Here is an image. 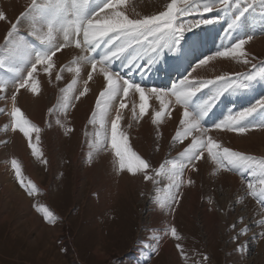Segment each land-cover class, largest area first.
<instances>
[{
  "label": "rangeland",
  "instance_id": "1",
  "mask_svg": "<svg viewBox=\"0 0 264 264\" xmlns=\"http://www.w3.org/2000/svg\"><path fill=\"white\" fill-rule=\"evenodd\" d=\"M4 1L6 3H4ZM4 1H0V4L3 3V5H0L2 7H0V11L2 10L5 12V15L8 16V13L15 12L17 10V20H19L20 23L17 25V28H19L18 33H14L13 38L6 36L2 45L0 46V175H4V180H0V264H264V239H260L259 237V233L264 231V226H261L259 223L260 221L257 219L248 216V207L243 206L245 205L246 201H243L240 196H238L239 194H236L237 192H234L235 194L232 193L231 196L226 193L227 189H225V187L219 182L218 177L221 175L220 172L223 170L231 174L233 173V175L240 178V181L242 180L241 188L247 195L245 197L253 200L254 203L260 207L264 213V206H261L257 202V198L253 197L247 188V184L250 181L257 183V188H259L260 185L258 184V180L264 179V176L261 175V170L264 169V163H262L264 162V157L256 154L264 150V143L259 144L257 141L255 143L254 141H251L252 149L255 150H252L253 152L251 154L248 152L244 153L237 147H235L236 149L233 147L232 149L230 147L232 150L235 149L236 151H240L253 158L247 163L246 167L240 168L239 170L229 171L225 167H219L216 162L211 160V157L209 156L210 160L216 165L217 171L214 169V171L212 170L210 172L213 175L210 177L212 179L211 186L209 187L206 185L202 188V192L204 194L202 203L205 205V212H199L195 218L188 217L184 212L174 220V225L171 227L174 226L177 228L181 239L176 240L170 235L168 238L171 244L170 251L160 249L155 252L152 249L154 241L157 240V237L149 239V246L145 250L142 248V245L146 239L144 236L146 233V228L151 222V213L154 210L155 201L158 199V193L154 188L150 191V194L142 190V180L140 179L139 173L135 174L137 176L135 177V180H138L136 188L133 184V177L130 176L132 181H128V183L125 185V193L120 191L119 185L122 181V176H119L121 173L117 172L119 169V164H117L119 163L118 157H116L115 151L111 148L110 125L111 122L114 121L112 120L114 115L119 112V105L121 103V98L119 97L121 96H119L118 99H115L116 107L114 104H112V102H109V105L111 104V106L107 108L104 120L101 122L100 112L103 108V104H101V108L96 107L97 103L100 101V97L96 98L95 103L93 100H89L90 102L87 101L88 103L84 101V106L91 104V108L87 109L90 106L84 107L81 105V99L77 96V92H79L80 95L82 94V91H80L81 88H79L81 87V83L78 82L77 79L79 76L78 73L80 72L73 74L75 77H72V70L76 71L78 68L77 61L69 60L66 63L62 61L57 62L54 65L51 63V66L46 65L45 68L42 69L43 71H38L36 73H34V71L32 73L33 76L29 80L27 73L32 71L33 64H35V68L43 64L45 65V63H36V51L34 52L33 50L36 47L32 44L38 43L41 45L42 50L48 51L49 48H56V46L60 45L61 43L58 42L56 36L53 35L54 38L51 44L46 45L42 42L43 38H39L36 35H32L30 32L23 31L22 29H25L24 27H27L28 24L42 22L44 28L48 30V20H50L52 17L45 6H55L56 4L62 3L61 0H57V3H53V0H42V3L41 0H37L36 3L40 6L41 11H37L26 17H22L21 13H29L32 9V6L29 5L30 7H27L28 9H22L21 2L23 0H13L15 3L17 1V4H13L12 0H9V3L8 0ZM204 2H206V0H191L193 7H195L197 4L202 5ZM4 4L10 8L12 6L15 10H13V8H9L7 10V7H5ZM237 5L245 6L244 0H232L229 9L232 13H228V10L204 14V18L211 19L219 16V20L216 23L201 25L192 29V31L185 32L183 38L175 50H161V53L158 57L154 56L153 53L148 50V44L153 40L152 37H149L148 41L142 42L143 46L139 45L137 52L135 51V45L138 46V44L133 42L132 47L127 49H129L131 52H134L131 53V55H135L136 57L134 61L136 69L137 65H140V73L144 72L156 74L160 72L161 74L165 75V79L171 78V80H168L167 84H164L161 82V77L159 75L156 76V82H160V85L156 87L162 88L166 92H170L173 86L172 84H174L173 80L175 79L172 77H176L178 75L175 71H178L177 67L181 66L182 62L186 58L188 62L190 61L191 63L188 65V69H186L184 77L179 79L177 83H179L181 80H184L185 78L190 80L189 72L191 69L197 63H199L200 60L205 59L207 56H215V53L219 51L220 47H222V41L229 42L231 45H233L234 43L238 42V40L247 38L249 35H251L253 38L264 37V7L262 8V6H260L258 0L257 3L253 5V7L250 8L247 13H245V15L248 14V16H251V14L257 15L256 19L259 20H257V24L254 23L256 20L252 18H249V20L252 22H245L246 20L243 19L245 18L244 15L240 19V21H243L242 24L239 21L236 27L231 29L229 28V25L231 24L229 20L231 19L232 21L234 16L239 14L240 9L237 8ZM177 7L182 8L184 5L181 2H178ZM98 8L99 6L93 7L90 13L95 12L98 10ZM166 10L167 8H165L163 11ZM255 11L257 13H255ZM42 15L45 18L42 19ZM230 15L232 16L231 18ZM92 18H94V16ZM200 18L201 16L197 12L193 11L191 15L180 16L178 22H184L187 24L188 22ZM223 18H225L224 28L222 26ZM215 25H219L220 27L215 28ZM8 27L9 30L8 28L7 30L10 31V25ZM52 27L53 32L55 31V33H57V36L60 37L62 43L64 44L60 32H57L54 26ZM245 30L251 31H246L245 33ZM1 31L0 34L2 33ZM222 32H224V34ZM190 37L197 39V45L193 43L196 40H191L189 39ZM199 37H207L205 39L206 41L208 38H213L212 47L210 49L205 48L207 46V42L200 44ZM15 38H19V40L23 41L25 45H22L20 42H16ZM231 38H235V40L232 41ZM46 39L47 38H44L43 40ZM116 43V45H118L119 41H116ZM73 44L75 45V42H73ZM191 44L193 49H191L190 52H192V54L190 55H193V60H191L189 55L184 53L185 50L189 51ZM107 46L109 45L104 44V46L99 50L100 57H103L105 54L104 49L107 48ZM62 48L63 46H59V48L56 49L54 55H56L57 52H60ZM79 49L82 51L84 58L86 56L89 59H95L96 61L99 60H97L96 56L91 55V51L85 44L82 43ZM54 55L51 56V62ZM127 57L131 60L133 59V57L129 54ZM248 58L251 59L253 64L257 65V68L253 69L250 64L246 67L247 69L245 71L239 74L251 73L259 70L262 63H264V51L248 54ZM160 59H166L162 71L157 68L160 64H162ZM114 60L115 58L111 61V63H113ZM123 61H125L127 64L129 63L125 60V57L123 58ZM97 63L99 64V62ZM114 63L117 65L119 64V62ZM132 64L133 63H129V65ZM107 66L109 67V65ZM17 69H19V72L16 71ZM132 71L134 72L135 70L132 69ZM44 73H48L49 77L44 78ZM76 74H78V76ZM133 75L134 74H132V76ZM236 75L237 74H235L234 77L232 75L231 77L235 78ZM57 77H59V79H57ZM32 79L34 81L31 84H36V86L38 84L37 92H32L30 83H28L25 88H19V84L22 80H28L30 82ZM73 81H75L76 84L73 85ZM133 83L139 84L144 88H152V86L148 85L150 84L149 82L146 83L145 81L139 79L133 80ZM69 85H71L70 89L68 88ZM250 85H255L254 89L250 90L247 96H245L238 103H235V107L231 105L233 104V101H229L230 104H227V99H223L220 103H218L216 100L211 110L200 121L202 126L208 130H213L215 128L214 125L224 120L229 114H235L243 111L244 109L255 105L260 99H264V78H257L256 80L252 81ZM27 87H29V89ZM75 87H77V90H75ZM249 88L250 86L239 89L246 91ZM216 90L217 89L215 85H209L208 87L202 88L190 101L188 110L190 112L198 111V106L205 100H208L216 92ZM74 91L77 94L74 93ZM20 94H23L22 96L24 99ZM51 95H54L55 97H51ZM11 96L16 97L15 101H13ZM20 96L21 98H19ZM72 97L74 98L72 99ZM79 97H82V95ZM171 97L174 98V96ZM52 102L53 104H51ZM77 102H81L79 104L81 107L83 106L82 108H86V112L83 113L84 109H80V106H76L79 105ZM25 105L27 107L30 105L31 107L29 108H31V110ZM38 105L41 106L39 110L37 109ZM49 105L51 106L49 107ZM182 106L184 108L183 104ZM224 106L225 109H223ZM17 107H20V110L22 109L21 113L23 119L27 117L29 122H35L34 125L33 123H30V127L32 125L36 128H39V126L45 125L44 132L51 130L52 133H50V135H46L45 137V135L41 132V128H39L41 133H32L30 141L29 137H25L24 134L20 132V130L15 126V117H13L12 112L14 108ZM220 107H222V109ZM27 111L30 112V114ZM46 111H48L49 115L46 113ZM77 112L80 113L76 114ZM70 113H74L76 118ZM81 113L82 115L78 119V116H80ZM93 114H95V116ZM23 115H25V118ZM87 115L88 117H86ZM142 116L143 115L141 113H136V116L133 120L135 125L133 122L125 125V129L127 131H125L124 135H130L128 138V144L137 154L140 152L139 155L143 159L149 155H159L157 152L163 151L161 148L164 146L163 142L165 141L168 149L167 151L160 153V155L162 154L161 156H163L162 158L164 161H162L161 164L165 165V173L158 176L160 177L158 179V183L160 184L159 187L166 189L165 177L168 173L169 167L167 160L172 159L170 157L174 155V162L186 163V159L181 156V153L184 152V150L190 144L184 147L185 149L181 148L180 143H183L184 137L181 136L180 139H176V134L181 133L180 131L173 133L171 130V133L174 135L170 137V133L168 135L170 138H168L163 129L161 127L158 128V122H156L157 127L155 124H152L154 120H152V118H156L154 114L152 115L153 117H149L146 121L147 123L149 122V124H151L146 130V126L142 124L143 122H141ZM81 118L82 121H79ZM93 119L95 122L90 123V121ZM57 121H59V123H57ZM261 122H264V110H258L257 113L249 117L244 123L255 125ZM138 128L142 129L139 130ZM69 129H71V131H69ZM143 129L147 134H143ZM150 129L154 130L155 132H151ZM160 129L162 132L157 131ZM259 129L260 128L249 127L247 132L264 130ZM156 131L159 132L161 137L158 136L159 134ZM231 132L234 133V131ZM56 134H58L59 137ZM36 135L39 136V140L36 139ZM151 136H153V138H151ZM157 136L158 139L156 138ZM22 138L24 139L23 143H21ZM48 138L51 141V151L50 154H45L44 151H42V143H44ZM59 138L62 139L59 140ZM147 138L149 140H147ZM43 139L44 141H41ZM148 141L149 143L152 141V147L155 146L156 148L153 147L154 149L150 150L148 148ZM159 141L161 143H159ZM167 141H169L168 144ZM30 143L35 144L40 149L43 154L41 158L38 159L36 156H34L30 147ZM26 145L28 147H26ZM220 146L222 151L225 146ZM106 148H109V150ZM111 152L114 159H116L115 163L118 167L117 170L116 166L111 168L113 170H108L110 168V165L108 167V156L109 154L111 156ZM20 154H22L24 157H21L22 155ZM107 158L108 160L105 162V159ZM13 160L17 161V164L20 166V179L24 181L23 186L16 176L15 169L12 165ZM43 160H47L48 163H43ZM75 160L76 163H79L78 167H75ZM95 164L101 165V169L99 167L96 168L98 165ZM103 164L105 166H103ZM154 169H156V167ZM119 171L121 172L120 169ZM116 173L117 176H119L118 178L116 175H114ZM112 178H114V180ZM28 181L35 183L39 190L32 196L27 194ZM110 181L113 182L111 185ZM215 181L216 184L214 183ZM150 186L151 188L156 187L157 182H154ZM213 186L216 188L214 189ZM6 188L10 190L7 189L5 191ZM106 197L109 199L107 198L106 200ZM19 198L23 199L24 202L19 200ZM38 207H46L50 212H52V223H49L45 219L44 214L37 210ZM244 210L246 212H244ZM170 213H178V211H176V207ZM241 217H243V222L238 223ZM218 219L221 221V223ZM128 221H130V238H128L126 234ZM234 224L236 225L235 228L232 227ZM209 225L215 227V232L212 234L209 233ZM124 226H126L125 229L123 228ZM245 228L248 229L247 233L243 235L240 234L241 230ZM210 229L212 228L210 227ZM177 244H180L183 248L184 256L180 255V249L176 247ZM205 256H207V260L204 259Z\"/></svg>",
  "mask_w": 264,
  "mask_h": 264
},
{
  "label": "snow or ice",
  "instance_id": "2",
  "mask_svg": "<svg viewBox=\"0 0 264 264\" xmlns=\"http://www.w3.org/2000/svg\"><path fill=\"white\" fill-rule=\"evenodd\" d=\"M126 0H104V2L99 6L98 10L93 13H87L85 9L89 4V0H72L71 8L75 10V19L69 20V8L66 4H56L55 6H45L51 14V19L48 20V32L47 39L42 42L46 45H50L53 40V24L59 26V30L63 33L64 43L71 45L75 42L77 48L81 47V44H85L91 51H95L100 48L101 44H107L109 47L105 49V54L100 61L93 59L92 69L95 70L97 62L111 64L114 58H118L120 54L126 51L127 48L132 47L133 42L138 45L143 46L144 41H148L149 37L153 40L148 44V50L153 53L154 56L158 57L161 50H175L177 45L180 43L183 35L187 31H192V29L197 28L201 25L213 24L218 22L219 16L215 18H204V14L213 13L219 11H228L230 9L232 0H206L202 5L197 4L193 7L191 0H171L168 5L167 10L161 12L159 15H151L146 18L140 19H130L123 12L116 10V8L124 4ZM181 2L184 7L178 8L177 4ZM260 6L264 7V0H258ZM257 3V0H244L245 6L237 5L240 9L239 14L235 15L229 25V28H234L238 25L240 19ZM105 9L112 10L111 14L104 12ZM41 11L39 5H37L36 0H32V9L29 13H21L22 17H26L31 13ZM197 12L201 18L188 22H178L180 16L191 15L192 12ZM104 12V16L100 17V13ZM96 17L95 19L92 17ZM42 19L45 18L43 15ZM7 16L3 11H0V21H6ZM20 23L19 20L16 23L11 24V30L7 32V37L13 38L14 33H18L17 25ZM33 32L32 35H36ZM82 36V39L80 38ZM253 39L251 35L247 38L238 40L229 47H225L222 51H217L215 53L216 57H231L234 59H242V63L245 65L251 64L253 69L257 68L256 64H253L251 59L248 58V53L245 51V45ZM116 41L119 44L116 45ZM56 48H49L48 51H41L35 53L36 63H45L51 66V56L55 54ZM215 57L207 56L205 59L199 61L196 67L201 65H206L210 60ZM136 57H133L129 63H133ZM151 59V57H150ZM36 70L35 64L32 65V71L27 73L29 80L32 77V73ZM19 72V69L16 70ZM77 72L80 69H76ZM104 76L107 80V87L100 93V101L97 103L96 107L103 108L100 112L101 122L104 120L105 113L109 106V102L113 101L118 96L127 97L130 90H134L139 94V99L141 101L139 105L140 113H145L148 107L146 101V92L154 93L161 101V105L167 110L168 102L164 99L165 96H174L176 104L184 105L183 119L180 124L185 128L183 133H177L176 139H180L181 136H188L193 131H198L202 135L201 137H193L192 143L181 153L186 159V163H176L172 162L171 169L169 170L168 176L170 183L168 184L169 195L165 202L160 203V208H167L170 212L175 209L179 204L180 200L184 196L183 186L185 183L188 185H194L195 180L188 179L184 181L181 179L182 172L185 168L191 169V171H198L196 162L204 159V151L206 150L211 160L216 162L219 167H225L227 170H239L247 166L253 158L245 155L240 151L232 150L228 147H224L221 151V146L211 137L203 139V134H206L208 129L204 128L200 121L207 115V113L214 106L215 101L223 95L226 91L239 88H247L250 83L257 78H264V63L260 66L259 70L251 73L237 74L235 78L228 76L227 74L217 76L215 80H203V81H193L190 82L187 78L179 81L178 85H173L170 92H166L161 88H151L145 89L139 84H135L128 79H124L119 73H114L109 71L107 68H102ZM114 77H119V80ZM59 79V77H57ZM91 79V76H89ZM28 80H22L19 84V88H25L28 85ZM75 84V81L72 82ZM209 85L216 86V92L202 104L198 106V111L190 112L188 110V105L192 98L202 89L208 87ZM71 85H69V89ZM32 92L37 91L36 84H31ZM87 88H85V92ZM83 95V93H82ZM15 101L16 97H12ZM124 103H120L119 107L121 109L125 108ZM258 110H264V99H260L255 105L250 106L243 111L235 114H229L224 120L214 125L216 129H227L230 131H235L240 134H244L248 131L249 127H255L264 129V122L252 125L245 124L244 122L253 114L257 113ZM13 117H15V126L24 134L25 137H29L31 141V134L33 132H39V128L35 126H29L30 122L27 119L22 118V113L19 108H14L12 112ZM95 116V114H93ZM154 123L159 122L161 118V112H156ZM121 117L119 112H117L115 120L111 122V137L110 143L111 148L115 151L116 157L119 161V169H127L130 173L136 174L140 173V178L143 181L149 182H159L157 177L164 173L165 165L161 164L158 169L152 168L149 161L141 158L135 151H133L128 144V137L124 133L120 132ZM94 119L90 123H94ZM59 123V121H57ZM71 131V129H69ZM39 140V136L36 137ZM95 146V145H94ZM30 147L34 156L38 159L42 157V152L35 145L30 143ZM43 163L47 164V160H43ZM264 163V162H262ZM12 165L15 169L16 176L19 179L21 185H24V181L20 179L21 169L17 164V161L13 160ZM261 175L264 176V169L261 170ZM257 184L253 182H248L247 188L253 197L257 198V202L264 206V179H259ZM39 190L35 183L28 181L27 194L32 196ZM39 212L44 214L45 219L49 222H53V214L46 207H38ZM243 222V217L240 218L238 223ZM261 226H264V221L259 222ZM233 228L236 225H232ZM248 229H242L240 234H246ZM170 234L176 240H180L181 237L178 234L176 227L170 228ZM260 239H264V231L259 233ZM176 247L180 249V255L184 256V250L180 244ZM242 250V249H241ZM207 260V256L204 257Z\"/></svg>",
  "mask_w": 264,
  "mask_h": 264
},
{
  "label": "bare ground",
  "instance_id": "3",
  "mask_svg": "<svg viewBox=\"0 0 264 264\" xmlns=\"http://www.w3.org/2000/svg\"><path fill=\"white\" fill-rule=\"evenodd\" d=\"M0 1H2V0H0ZM4 1V0H3ZM13 1V0H12ZM17 1H19V0H17ZM17 1H16V3L13 1V4L15 3V4H17ZM21 1V0H20ZM37 1V0H36ZM57 0H53V3H57L56 2ZM170 1L171 0H126V2L124 3V4H121V5H119L117 8H116V10H118V11H121V12H123L125 15H127L130 19H136V18H140V19H143V18H146V17H148V16H151V15H159V13H161V12H163V10H165V8H167L168 7V5L170 4ZM24 2V3H23ZM4 3H6L5 1H4ZM8 3H9V0H8ZM22 4H21V7H22V9H25V8H27V7H30V6H32L31 5V3H32V0H23L22 2H21ZM41 3H42V0H41ZM52 3V4H53ZM2 5H3V3H1ZM0 4V5H1ZM12 4V3H11ZM24 7H23V6ZM30 5V6H29ZM4 6L5 7H7V5H5L4 4ZM9 6H11V5H9ZM1 7V6H0ZM2 8V7H1ZM4 8V7H3ZM10 7H7V10L9 9ZM11 8H13L12 6H11ZM10 8V9H11ZM17 8H18V6H17ZM16 8V9H17ZM260 8V7H259ZM263 8V7H262ZM261 8V9H262ZM28 9V8H27ZM258 9V8H257ZM6 10V9H5ZM13 10H15L14 8H13ZM13 10H11V11H13ZM20 10V9H19ZM263 10V9H262ZM2 11V10H1ZM10 11V10H9ZM17 11V10H16ZM10 12V13H8V16H7V20L6 21H1L0 22V31L2 32L1 34H0V46L2 45V43H3V41H4V38H6V36H7V32H8V30H9V25H10V27H11V24L12 23H16V20H17V12ZM22 11V10H21ZM26 11V10H25ZM24 12V11H23ZM104 12H107L108 14H111V12H112V10H110V9H105L104 10ZM104 12H101L100 13V17H103L104 16ZM5 13V12H4ZM21 13V12H20ZM228 13H232V12H230V10L228 11ZM255 13H257L256 11H255ZM262 13V12H261ZM96 17H94V19H95ZM249 18H252V19H255V20H257L256 18H257V15H255V14H251V16H248V14L247 15H245V18H243L244 20H247V19H249ZM32 22V21H31ZM229 22H231V19L229 20ZM5 27V28H4ZM18 27V26H17ZM7 28H8V30H7ZM25 29H22L23 31H27V32H30V33H33V32H36L37 34H36V36H38L39 38H47V32H48V30L46 29V28H44V25H43V23L41 22V23H35L34 22V24L33 23H31V24H28V26L27 27H24ZM19 29V28H18ZM52 35H55L56 36V39H58V42H60L61 44L59 45V46H63V48H62V50L60 51V52H57V54L56 55H54L53 56V58H52V64L54 65L55 63H57V62H67V61H69V60H71V61H77V66H78V69H80V73H78V72H76L75 70H72L73 71V73H72V77L74 78L75 76H73V74H75V73H78L79 74V76H78V74H76L78 77H77V79H78V82H80L81 84V87H79V85H78V87L79 88H81L80 89V91H82V93H83V95H82V97H79V96H81L80 94H79V92H77L78 93V98H80L81 99V102H82V104L81 105H83L84 106V101H89V100H93L94 101V103L96 102V98L98 97H100V93L107 87V80H106V77L104 76V73H103V71H101V69L102 68H105V67H102V65H100V63L98 64L97 63V66H96V69L95 70H93L92 69V62H93V59H89V58H87L86 56H85V58H84V55L82 54V51L79 49V48H77L73 43L71 44V45H68V44H63L62 43V40L60 39V37L59 36H57V33H55V31L54 32H52ZM53 38H54V36H53ZM16 40V42H20L22 45H25V43L23 42V41H21V40H19V38L17 39V38H15ZM6 40V39H5ZM64 42V41H63ZM222 50H224L223 48H220L219 49V51H222ZM245 51L248 53V54H254V53H259V52H263L264 51V37H259V38H253L250 42H248L246 45H245ZM211 56V55H210ZM213 57H215L213 60H210L206 65H201L200 67H196V65L197 64H199V63H197L192 69H191V71L189 72L190 74V76H189V78H190V82H193V81H198V80H205V79H212V80H214V79H216V77L217 76H221V75H225V74H227L228 76H232L233 75V77H234V75L235 74H238V73H241V72H243V71H245L247 68V66H249L250 64H248V65H245L244 63H242V59L243 58H240V59H234V58H231V57H216V56H214L213 55ZM47 64H43V65H40V66H38L37 68H36V70H35V72L34 73H36V72H40V71H43L42 69H44L45 68V66H46ZM62 65V64H61ZM71 65H72V63H71ZM47 66H49V65H47ZM65 67H67V66H65ZM67 69V68H66ZM71 71V70H70ZM75 71V72H74ZM54 72V71H53ZM39 74V73H38ZM32 76H33V74H32ZM89 76H91V79H89ZM43 77L44 78H47V77H49V75H48V73H44L43 74ZM115 79H117V80H119V77H114ZM38 79V78H37ZM192 80V81H191ZM34 80L32 79L29 83L31 84L32 82H33ZM41 81V80H40ZM76 81V80H75ZM174 81V84H176L177 83V81L174 79L173 80ZM46 83V82H45ZM162 83H164V84H167L168 83V79H166V80H164V81H162ZM41 84V83H40ZM67 84V83H66ZM73 84V83H72ZM76 84V83H75ZM173 84V85H174ZM177 84H179V83H177ZM176 84V85H177ZM42 85V84H41ZM74 85V84H73ZM37 86H38V84H37ZM46 86V85H45ZM257 86V85H256ZM28 89H29V87H27ZM40 88H42V87H40ZM69 88V87H68ZM76 88V89H75ZM74 89L75 90H77V87H75ZM78 88V89H79ZM85 88H87V91L85 92ZM152 88H155V87H152ZM5 89V88H4ZM145 89H151V88H145ZM162 89V88H161ZM1 91V90H0ZM27 91V90H26ZM25 91V92H26ZM50 91V90H49ZM55 91V90H54ZM54 91H52V92H54ZM8 92V91H7ZM37 92V91H36ZM17 93V92H16ZM24 93V92H23ZM30 93V92H29ZM51 93V92H50ZM74 93H76L75 91H74ZM76 93V94H77ZM31 94V93H30ZM29 94V95H30ZM34 94V93H33ZM45 94H47V93H45ZM15 95V94H14ZM17 95V94H16ZM21 96L23 95V94H20ZM37 95V94H36ZM21 96L19 97V98H21ZM54 96V95H53ZM52 95H51V97H53ZM61 96V95H60ZM76 96V97H77ZM12 97V96H11ZM23 97V96H22ZM32 97V96H31ZM31 97H30V99H31ZM35 97V96H34ZM38 97V96H37ZM55 97V96H54ZM85 99H84V98ZM119 97V96H118ZM118 97H116L115 99H118ZM36 98V97H35ZM39 98V97H38ZM41 98V97H40ZM74 97H72V99H73ZM119 98H121V103H124L126 106H125V108H123V109H119V114H120V117H121V121H120V125H119V131L120 132H122V133H125V131H127L126 129H125V125H128L130 122H133V120H134V118H135V116H136V113L138 114H140V110H139V105H140V103H141V101H140V99H139V94L138 93H136L134 90H130L129 91V95L127 96V97H123L122 95H121V97H119ZM23 99H24V97H23ZM47 99V98H46ZM51 99V98H50ZM55 99V98H54ZM65 99V98H64ZM113 100V101H111L112 102V104H114V106H115V102H116V100ZM164 99L165 100H167V102H168V108H167V110H165V108L161 105V101H160V99L154 94V93H151V92H146V101H147V104H148V107L146 108V110H145V113H143L142 115V118H141V122H143L142 124L143 125H145L146 126V130H147V128H149V126L151 125V124H149V122L147 123L146 121L148 120V118L149 117H151L153 114L155 115L156 114V112H161V118H160V120H159V126H158V128H162L163 129V131H164V133L165 134H167V136L171 133V130L173 131V133H175V132H177V131H180L181 133H183V131L185 130V128L180 124V121L183 119V112H184V108H183V106H182V104H179V105H177L176 103H175V97L173 98V97H171V96H165L164 97ZM37 100V99H36ZM35 100V101H36ZM33 101V100H32ZM38 101V100H37ZM62 101V100H61ZM118 101H120V100H118ZM49 102V101H48ZM53 102H55V101H53ZM53 102L51 103V104H53ZM81 102H79V103H81ZM85 102V103H86ZM90 102V101H89ZM28 103H29V100H28ZM36 103V102H35ZM78 102H77V104H79ZM88 103V102H87ZM92 103V102H91ZM120 103V102H119ZM119 103H118V105H119ZM31 104V103H30ZM47 104V103H46ZM46 104H44V105H46ZM65 105V104H64ZM91 104H89V105H86L87 107L88 106H90ZM26 106V105H25ZM27 106H28V104H27ZM26 106V107H27ZM32 106H33V104H32ZM51 105H49V107H50ZM77 107L78 106H80V104L79 105H76ZM82 106V107H83ZM86 106H84V107H86ZM109 106H111V104L109 105ZM108 106V107H109ZM29 107H31L30 105H29ZM29 107H27L28 109H30L31 110V108H29ZM41 106L40 105H38L37 106V109L39 110V108H40ZM81 107V106H80ZM80 108V109H84V108ZM113 107V106H112ZM116 107V106H115ZM115 107H113V108H115ZM17 108H19L20 109V107H17ZM23 108V107H22ZM26 108V109H27ZM36 108V107H35ZM76 108V107H75ZM91 108V106L90 107H88L87 109H90ZM111 108V107H110ZM25 109V110H26ZM34 109V108H33ZM36 109V110H37ZM47 109V108H46ZM135 109V110H134ZM22 110V109H21ZM24 110V111H25ZM29 110V111H30ZM48 110H49V108H48ZM79 110V109H78ZM86 110V108L83 110V113L84 112H86L85 111ZM75 111H76V109H75ZM80 111V110H79ZM135 111V112H134ZM28 112V111H27ZM42 112V111H41ZM82 112V111H81ZM90 112V111H89ZM89 112H87V113H89ZM24 113V112H23ZM29 114H30V112H28ZM46 113L48 114V111H46ZM75 113V112H74ZM74 113H70V114H72L73 115V117H75L74 116ZM78 113H80V112H77L76 114H78ZM114 113H115V110H114ZM27 115V114H26ZM49 115V114H48ZM47 115V116H48ZM81 115H82V113L80 114V116H78V119H79V117H81ZM84 115V114H83ZM113 115V114H112ZM24 116V118H25V115H23ZM31 116H32V113H31ZM42 116V115H41ZM40 116V117H41ZM124 116V117H123ZM29 117V116H28ZM72 117V116H71ZM70 117V118H71ZM72 117V118H73ZM86 117H88V115L86 116ZM115 117H116V115H114V118H112V120H115ZM153 117V116H152ZM35 118V117H34ZM76 118V117H75ZM124 118V119H123ZM25 119H27V117L25 118ZM29 119V118H28ZM42 119V118H41ZM69 119V118H68ZM74 119V118H73ZM72 119V120H73ZM85 119V118H84ZM83 119V120H84ZM155 120V118L153 117L152 118V120ZM30 120V119H29ZM153 120V121H154ZM31 121V120H30ZM75 121V120H74ZM79 121H82V118L79 120ZM77 122V121H76ZM30 123H33V122H30ZM35 123V122H34ZM34 123H33V125H34ZM47 123V122H46ZM80 123V122H79ZM77 124V123H76ZM132 124V123H131ZM133 124L135 125V123L133 122ZM152 124H155L156 125V123H152ZM37 125V124H36ZM73 125H74V123H73ZM32 126V125H31ZM44 126L45 125H42V126H39V128H41V132H42V134H44L45 135V137H46V135H50V133H52V131L51 130H47V131H45L44 132ZM80 126V125H79ZM111 126V125H110ZM148 126V127H147ZM61 127V126H60ZM137 127V126H136ZM152 127V126H151ZM156 127H157V125H156ZM155 127V128H156ZM64 128V127H63ZM135 128V127H134ZM154 128V129H155ZM61 129V128H60ZM60 129H58V130H60ZM76 129V128H75ZM109 129V128H108ZM132 129H133V127H132ZM139 129V128H138ZM142 129V128H141ZM141 129H139V130H141ZM73 130V129H72ZM151 130V129H150ZM156 130V129H155ZM257 130V129H256ZM254 131V132H247V133H244V134H239V133H235V131H234V133L233 132H231L230 130L229 131H227V130H225V129H216V128H214L213 130H208L207 131V133L206 134H203V139H207L208 137H211L212 139H214L219 145H222L223 147L225 146V147H233V148H235V147H237L238 149H241L240 151H243L244 153H246V152H248V153H252L253 151H255V150H253L252 149V142L251 141H254V143L257 141V143L259 142V144H262V143H264V130H260V131ZM78 131V130H77ZM80 131H81V128H80ZM143 131V134L145 135V134H147L145 131H144V129L142 130ZM149 131V130H148ZM152 131H154V130H151V132ZM157 131H161V129L160 130H157ZM156 131V132H157ZM40 131H39V133H41ZM60 132V131H59ZM63 132V131H62ZM128 132H130V131H128ZM150 132V133H151ZM155 132V131H154ZM162 132V131H161ZM34 133V132H33ZM74 133V132H73ZM80 133V132H79ZM127 133V132H126ZM150 133H148V134H150ZM158 134H159V132H157ZM156 133V134H157ZM173 133H171L170 134V137L171 136H173L174 134ZM36 134V133H35ZM62 134V133H61ZM75 134H76V132H75ZM75 134H74V136H75ZM128 134H130V133H128ZM137 134V133H136ZM141 134V133H140ZM162 134V133H161ZM39 135H41V134H39ZM56 135H58V134H56ZM150 135H152V134H150ZM154 135V134H153ZM177 135V134H176ZM201 133L200 132H198V131H193V132H191L188 136H186V137H184V136H182V137H184L183 139H184V141H183V143H180L181 145V148H184V147H186L187 145H189V144H191L192 143V140H193V137H197V138H199V137H201ZM37 136V135H36ZM61 136V135H60ZM68 136V135H67ZM104 136V135H103ZM128 136V135H127ZM130 136V135H129ZM129 136H128V138H129ZM141 136H142V134H141ZM158 136H160V134L158 135ZM158 136L156 137L157 139H158ZM164 136V135H163ZM166 136V135H165ZM44 137V136H43ZM58 137H59V135H58ZM62 137V136H61ZM148 137H150V136H148ZM161 137V136H160ZM169 136H168V138H170ZM13 138V137H12ZM71 138V137H70ZM151 138H153V136H151ZM165 138V137H164ZM62 138H59V140H61ZM64 139H66V138H64ZM160 139V138H159ZM163 139V138H162ZM167 139V138H166ZM23 138H22V142L21 143H23ZM130 140V139H129ZM147 140H149L148 138H147ZM161 140V139H160ZM169 140V139H168ZM41 141H44V139L43 140H41ZM143 141H144V139H143ZM154 141V140H153ZM163 141V140H162ZM12 142V141H11ZM56 142V141H55ZM59 142V141H58ZM64 142V141H63ZM145 142V141H144ZM152 142V141H151ZM149 143V141H148V143H149V149L150 150H153L154 148H156L155 146H153L152 147V143ZM158 142V141H157ZM168 142L169 141H167V144H168ZM182 142V141H181ZM19 143V142H18ZM40 143H42V142H40ZM57 143V142H56ZM60 143V142H59ZM154 143V142H153ZM159 143H161L160 141H159ZM164 144V146L161 148V149H163V151L165 152V151H167V149H168V146H166V144H165V141L163 142ZM171 143V142H170ZM20 144V143H19ZM26 144V143H25ZM43 145V150L42 151H44V153L45 154H50V147H51V141H50V139L48 138V139H46V141L44 142V143H42ZM58 144V143H57ZM97 144V143H96ZM12 145V144H11ZM22 145V144H21ZM20 145V146H21ZM41 145V144H40ZM93 145V144H92ZM154 145V144H153ZM26 147H28L27 145H26ZM62 147V146H61ZM94 147V146H93ZM129 147L130 148H132L130 145H129ZM21 148V147H20ZM135 148V147H134ZM160 148H159V150H160ZM232 148V149H233ZM25 149V148H24ZM96 149V148H95ZM107 149V148H106ZM144 149H146V148H144ZM185 149V148H184ZM236 149V148H235ZM234 149V150H235ZM16 150V149H15ZM65 150V149H64ZM103 150H105V149H103ZM107 150H109V148L107 149ZM182 150V149H181ZM253 150V151H252ZM262 150V149H261ZM26 151V150H25ZM140 151V150H139ZM162 151V152H163ZM236 151V150H235ZM251 151V152H250ZM21 152V151H20ZM105 152V151H104ZM104 152H103V154H104ZM108 152V151H107ZM145 152L147 153V151L145 150ZM162 152H157V153H159V155H149V156H147V157H145V159H147V161H149L150 162V164L152 165V168H155L156 167V169H158L159 168V165H161V163H162V161H164L163 160V156H161L160 155V153H162ZM26 153V152H25ZM52 153V152H51ZM140 153V152H139ZM139 153H138V155H139ZM24 154V153H23ZM102 154V153H101ZM109 154V153H108ZM108 154H107V156H108ZM177 154V153H176ZM256 154H258V155H260V156H263L264 157V150H262L261 152H258V153H256ZM20 155H22V154H20ZM25 155V154H24ZM53 155V154H52ZM105 155V154H104ZM97 156V155H96ZM101 156V155H100ZM106 156V157H107ZM109 156H110V154H109ZM108 156V158H109V161H108V167H109V165H110V168L108 169V170H113V169H111L113 166H116V163H115V160L116 159H114V157L112 156V152H111V156H112V158H111V156L109 157ZM145 156V155H144ZM173 156L174 155H172L170 158H172V159H169V160H167V163H168V165H169V167H168V173H169V170L171 169V164H172V162H174L173 160ZM257 156V155H256ZM21 157H24L23 155L21 156ZM143 157V156H142ZM46 158V157H45ZM55 158V157H54ZM97 158H98V156H97ZM104 158V157H103ZM108 158L107 159H105V162H107V160H108ZM110 158H111V160H110ZM26 159V158H25ZM44 159V158H43ZM81 159V158H80ZM94 160H95V158H94ZM23 161V160H22ZM39 161H41V160H39ZM96 161V160H95ZM56 162H57V160H56ZM102 162V161H101ZM117 162V161H116ZM184 162V161H183ZM21 163V162H20ZM99 163V162H98ZM103 163V162H102ZM176 163H182V162H176ZM76 164V165H75ZM75 167L77 166L78 167V165H79V163H76V160H75ZM100 164V163H99ZM105 164V163H104ZM103 164V166H105ZM117 164H119V163H117ZM196 164H197V169H198V171H195V172H193V171H191V169H189V168H185L184 170H183V172H182V175H181V179H183L184 181H187L188 179H192V180H195V184L194 185H188L187 183H185L184 184V186H183V192H184V196H183V198L180 200V202H179V204L176 206V211H178V213H176V214H174V213H170L169 212V210L167 209V208H165V209H161L160 208V203L161 202H165L166 201V199H167V197H168V195H169V190H168V184L170 183V180H169V176H168V173L166 174V177H165V187H166V189H162L161 187H159L160 186V184L159 183H157V186L156 187H152L151 188V184H153L154 182H149V181H143L141 178V184H142V186H141V188H143L142 190L143 191H145L146 193H148V194H150V191L154 188L155 189V191L158 193L157 194V196H158V199L155 201V206H154V210H153V212L151 213V222H150V225H148V227L146 228V233H145V236L144 237H146V239H145V242L143 243V245H142V248H144L145 250H146V248H148V243H149V239H151V238H153V237H157V240L156 241H154V244H153V250L156 252V251H158V250H160V249H164V250H166V251H170V249H171V244H170V241L168 240V238L170 237V228H171V226L172 225H174V220L178 217V216H180V214H182V213H186V215L188 216V217H190V218H195L197 215H198V213L199 212H201V211H203V212H205V210H204V208H205V205H204V203H202V198L204 197V194H203V192H202V188H203V186H206V185H208L209 187L211 186V183H212V179L210 178L211 177V171L213 170L214 171V169H216V171H217V167H216V165L210 160V157H209V155H208V153H207V151H204V159H202V160H199V161H197L196 162ZM95 165H98V164H95ZM106 165H107V163H106ZM100 166L101 165H98V166H96V168L97 167H99L100 168ZM102 166V167H103ZM119 166V165H118ZM50 167V166H49ZM95 167V166H94ZM117 167V166H116ZM216 167V168H215ZM95 168V169H96ZM101 169V168H100ZM103 169V168H102ZM104 169H105V167H104ZM118 169V167L116 168V170ZM121 170V169H120ZM219 171V170H218ZM221 171V170H220ZM117 172H119V173H121V175L119 174V176H122V181H121V183H120V191H122V193L125 191V185L128 183V181L130 182V181H132L131 179H130V176L131 177H133V180H134V187L136 188V186H137V184H138V180H135V177H137L135 174H132V173H130L126 168L125 169H123V170H121V172L119 171V169L117 170ZM187 172V173H186ZM108 173V172H107ZM165 173V172H164ZM221 173V175L220 176H218L219 177V182L225 187V189H227L226 191V193H228L230 196L232 195V193H234V192H237L236 194H239L238 196H240V198L244 201H246L245 202V205H243V206H245V207H248V216L249 217H251V218H255V219H257L258 221H264V213L262 212V210H261V208L260 207H258L255 203H254V201L253 200H251V199H249L248 197H245V196H247L246 194H245V192L242 190V188H241V181H240V178H238L237 176H235V175H233V173L231 174V173H228V172H225V171H221L220 172ZM8 174V173H7ZM112 174H113V172H112ZM138 174V173H137ZM217 174V173H216ZM111 175V174H110ZM114 175H116L117 176V173L116 174H114ZM133 175V176H132ZM139 175H140V173H139ZM113 176V175H112ZM119 176H117V178L119 177ZM160 176V175H159ZM213 176V175H212ZM6 177V176H5ZM163 177V176H162ZM216 177V176H215ZM4 178V175L3 176H1L0 175V180H4L3 179ZM6 178H8V177H6ZM160 177H158L157 178V180L159 179ZM110 179V178H109ZM113 180H114V178H112ZM120 179V178H119ZM119 179H117V180H119ZM130 179V180H129ZM137 179V178H136ZM217 179V178H216ZM215 179V180H216ZM111 180V179H110ZM117 180H116V182H117ZM213 180H214V178H213ZM119 182V181H118ZM4 183V182H3ZM109 183V182H108ZM111 183H113V182H111L110 181V185H111ZM215 184H216V181L214 182ZM115 184V183H114ZM113 184V185H114ZM119 184V183H118ZM139 184H140V182H139ZM220 184V185H221ZM257 184V183H256ZM112 185V186H113ZM131 185V184H130ZM7 186V185H6ZM153 186V185H152ZM214 186H216V185H214ZM213 186V187H214ZM130 187V186H129ZM208 187V188H209ZM222 187V186H221ZM216 187H214V189H215ZM4 189V188H3ZM8 188H6L5 189V191L7 190ZM117 189V188H116ZM126 189H128V188H126ZM218 189V188H217ZM224 189V190H225ZM8 190H10V189H8ZM110 190V189H109ZM112 190V189H111ZM129 190V189H128ZM166 190V191H165ZM211 190H213V189H211ZM12 191H14V190H12ZM108 192V191H107ZM127 192V191H126ZM136 192V191H135ZM220 192V191H219ZM218 192V193H219ZM13 193H15V192H13ZM120 193V192H119ZM125 193V192H124ZM10 194V193H9ZM16 194V193H15ZM217 194V193H216ZM223 194H224V192H223ZM227 194V196L229 197V195ZM235 194V193H234ZM19 195V194H18ZM213 195V194H212ZM211 195V196H212ZM249 195V194H248ZM14 196V195H13ZM106 196H108V195H106ZM236 196V195H235ZM22 197V196H21ZM12 198V197H11ZM23 198V197H22ZM107 198L108 197H106V200H107ZM213 198H214V196H213ZM218 198V197H217ZM18 199V198H17ZM105 199V198H104ZM109 199V198H108ZM16 200V199H15ZM19 200H21V201H23V199H21V198H19ZM18 200V201H19ZM25 200V199H24ZM218 200V199H217ZM130 201V200H129ZM24 202V201H23ZM25 202H26V200H25ZM106 202H108V201H106ZM238 204V203H237ZM211 205V204H210ZM215 207V206H214ZM213 207V208H214ZM208 209V208H207ZM211 210V209H210ZM213 211V210H212ZM244 212H246L245 210H244ZM241 213V212H240ZM208 214V213H207ZM213 215L215 216V214L213 213ZM239 215V214H238ZM182 216V215H181ZM218 218V217H217ZM219 220V219H218ZM219 222L221 223V221L219 220ZM133 223V222H132ZM129 225H130V221H128L127 222V236H128V238H130V233H129ZM212 225V224H211ZM211 225H209L212 229H210V227H209V233H213V232H215V227H213V226H211ZM125 227L126 226H124L123 228L125 229ZM123 231V230H122ZM143 238V237H142Z\"/></svg>",
  "mask_w": 264,
  "mask_h": 264
}]
</instances>
